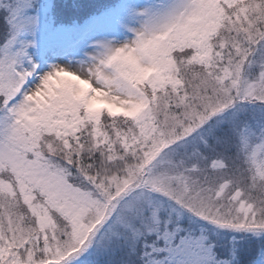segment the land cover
<instances>
[{"label":"snow or ice","instance_id":"obj_1","mask_svg":"<svg viewBox=\"0 0 264 264\" xmlns=\"http://www.w3.org/2000/svg\"><path fill=\"white\" fill-rule=\"evenodd\" d=\"M122 8L0 0V264H72L94 243L96 264L120 252L131 264H264V0H162L140 13L133 39L114 43ZM212 13L222 23L212 59L199 62L185 32ZM164 52L169 84L139 80L125 63L152 68ZM241 65L252 91L233 79L230 95L189 107L193 69L219 82ZM125 103L146 107L120 114ZM166 172L194 178L208 203L165 191Z\"/></svg>","mask_w":264,"mask_h":264},{"label":"trees","instance_id":"obj_2","mask_svg":"<svg viewBox=\"0 0 264 264\" xmlns=\"http://www.w3.org/2000/svg\"><path fill=\"white\" fill-rule=\"evenodd\" d=\"M120 0H111L113 3H118ZM160 1V0H156ZM222 23V16L219 15L218 18L216 19L215 27L213 31L208 34L206 38V46L209 42L210 36L213 34L214 30H217ZM190 43V42H189ZM192 45H195L191 43ZM208 48V47H207ZM209 49V48H208ZM210 50V49H209ZM211 53V50H210ZM200 54V53H199ZM199 62H209L212 59V53L211 56L207 60H202L197 57ZM221 78L219 82H217L215 79L211 81H207L204 79V74L203 70L201 69H193L191 72V75H189L186 79L189 82V87L190 89L196 85L198 86L196 90V99L192 101V104L189 106L190 108H198L203 110V105L208 103L209 100L215 102L216 98L221 96V95H230L231 94V82L233 79H236L239 82L240 85V92L242 94L243 90L245 89L246 91L250 92L252 91V86L248 84L247 77L243 75V72H246V69L241 65L239 68L236 66H233L231 68H225L221 69ZM131 74L139 79V80H145L142 76L138 75L135 73V71H130ZM228 73V77L224 78V74ZM172 76L170 75L169 80H165L164 84H169L172 83ZM160 84V83H159ZM221 85H223L224 89L227 91H219L221 88ZM212 86L218 91H214L209 93L208 89L209 87ZM256 91L259 93L260 86L257 84L256 86ZM193 93L190 91V95ZM203 97V100L200 99V97ZM121 114V113H120ZM167 131L169 133H173L175 129L171 126L168 127ZM175 137H172V142L175 141ZM163 167L165 169H168L169 165L167 161L163 164ZM209 167L214 168L217 170V175L221 174L220 170L223 169L224 167V161L217 159V160H211L209 162ZM161 179L163 180L164 184V190L169 192V193H177V194H182V195H191L198 204L201 205H206L208 203L207 197L204 194V192L197 188L195 191L193 190V183H194V178H190L187 181L183 177H176L174 174L171 173H164L161 174ZM257 199H262L264 198V187H259L257 189ZM223 243L226 245L230 246L231 245V240L230 238L224 239L222 238ZM95 250V243L93 244L92 248H90L87 252H85L83 255L78 257L77 259H74L72 261V264H96V257L93 255V252ZM128 255L126 253L120 252V253H115L112 255H109L104 258L106 264H131V259H124ZM129 257V256H128Z\"/></svg>","mask_w":264,"mask_h":264},{"label":"rangeland","instance_id":"obj_3","mask_svg":"<svg viewBox=\"0 0 264 264\" xmlns=\"http://www.w3.org/2000/svg\"><path fill=\"white\" fill-rule=\"evenodd\" d=\"M161 2L162 0L159 2L156 0H120L117 4L123 5V8L121 9V15L123 16L124 26L121 27L114 25L108 32L107 39L113 41L114 43H122L133 39L134 32L132 30L139 28L143 23L144 18L140 15V13H142L145 9L158 6ZM207 2L215 4L217 3V0H207ZM129 8L131 9V12L128 11ZM219 15L220 14L218 13H212L207 18L197 17L193 20V24L200 25L201 27L197 30H193L190 26L185 32L186 42L200 45L199 58L202 60H207L211 56L210 50L206 46V38L208 34L213 31L216 19ZM163 57L164 63L158 64L152 68H141L133 56H128L125 60V63L128 65L130 71H135L136 74L142 76L145 79H148L149 77H155L158 83L164 84L165 80L167 81L170 78L174 62L171 60L167 52L163 53ZM69 59L72 58L69 57ZM61 62L62 60L56 58L50 59L48 61V63ZM223 76L224 78L228 77V73L224 74ZM75 86L85 93L86 98H89L88 90L84 85L76 84ZM245 92L246 90L244 89L242 94ZM89 99L92 101H101L104 99V95L97 91ZM118 107L122 110L121 114L136 116L146 107V105L125 103L119 105ZM124 259L129 260L130 257L127 256Z\"/></svg>","mask_w":264,"mask_h":264}]
</instances>
